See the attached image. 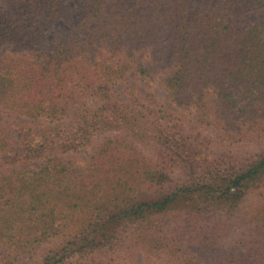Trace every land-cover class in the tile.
Wrapping results in <instances>:
<instances>
[{
    "label": "trees",
    "instance_id": "1",
    "mask_svg": "<svg viewBox=\"0 0 264 264\" xmlns=\"http://www.w3.org/2000/svg\"><path fill=\"white\" fill-rule=\"evenodd\" d=\"M70 7L0 0V46H13L0 66V159L39 162L0 172V264L38 253L40 264L139 253L148 264H264V207L234 229L264 182V148L214 152L264 142V17L249 20L264 0ZM62 20L71 26L50 38ZM158 80L193 128L152 89Z\"/></svg>",
    "mask_w": 264,
    "mask_h": 264
},
{
    "label": "rangeland",
    "instance_id": "2",
    "mask_svg": "<svg viewBox=\"0 0 264 264\" xmlns=\"http://www.w3.org/2000/svg\"><path fill=\"white\" fill-rule=\"evenodd\" d=\"M70 3V8H74V4L76 3V0H68ZM2 6H4L1 3ZM78 9V12H75L73 10V21L76 22L78 17L83 13V10L80 8V5L78 4L76 6ZM264 17V9L253 13L249 20H256L258 18ZM71 24L68 21L62 20L58 22L55 31L50 34V38L53 37L55 33H61L66 27H70ZM13 48L12 44L9 42L4 43L2 46H0V66L2 64V61L5 57V55ZM137 84L139 89L141 90H149V86H147L146 81L144 80H136L133 78H130L128 84ZM124 83L117 86L118 92H123L125 87L123 86ZM155 92H157L160 97L164 100L165 104L175 109L176 112L179 114H185V118L188 123V128H193L195 123L192 119V111H189L185 108H179L175 106L168 97V92L165 90V88L162 86L161 80H158L157 84L152 88ZM185 112V113H184ZM191 113V114H190ZM7 121V118L4 117V113H0V122ZM21 121V120H20ZM232 146V147H231ZM264 148V142L263 141H257V140H248L236 145H223L220 142H217L215 145V154L216 155H222L226 152L234 153L239 156L240 159L253 156L258 152L259 150ZM16 152H20L21 148H17L15 150ZM14 156L13 153H10L8 155H3L0 159V172L6 171L10 169L13 166L22 168V169H31L36 168L39 165V162L29 163V162H17L13 164L11 162V158ZM260 185H262L260 188H254L246 197L244 202L241 204L237 211V215L234 222V229H237L239 232L240 229L242 230L245 226L249 225L254 221V218L259 214L261 209L264 207V182H262ZM50 246L47 245V248ZM43 249H46V247H43ZM205 264H209L210 257L205 258ZM20 264H40V253L34 256H26L23 257L20 260ZM125 264H148L147 258L144 254H133L132 259L127 261Z\"/></svg>",
    "mask_w": 264,
    "mask_h": 264
}]
</instances>
